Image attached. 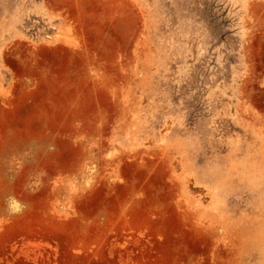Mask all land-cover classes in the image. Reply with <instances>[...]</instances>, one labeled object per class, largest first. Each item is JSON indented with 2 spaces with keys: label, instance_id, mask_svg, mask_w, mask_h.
Returning a JSON list of instances; mask_svg holds the SVG:
<instances>
[{
  "label": "rangeland",
  "instance_id": "1",
  "mask_svg": "<svg viewBox=\"0 0 264 264\" xmlns=\"http://www.w3.org/2000/svg\"><path fill=\"white\" fill-rule=\"evenodd\" d=\"M0 264H264V0H0Z\"/></svg>",
  "mask_w": 264,
  "mask_h": 264
}]
</instances>
